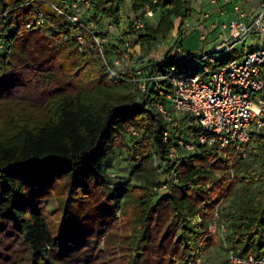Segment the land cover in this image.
<instances>
[{
    "label": "trees",
    "instance_id": "trees-1",
    "mask_svg": "<svg viewBox=\"0 0 264 264\" xmlns=\"http://www.w3.org/2000/svg\"><path fill=\"white\" fill-rule=\"evenodd\" d=\"M74 2L0 0V264H187L212 248L262 259L264 133L244 152L202 146L171 158L197 127L157 111L171 92L163 76L199 63L166 58L142 79L97 42L110 19L121 36L139 37L143 62L178 19L183 32L194 0H95L96 14L78 22ZM147 10L163 11L158 25L134 29L132 15ZM131 127L149 138L129 141ZM121 143L134 172L151 177L164 166L162 194L156 183L115 185L108 172ZM65 195L79 204L50 215L46 203ZM230 198L236 207L221 209Z\"/></svg>",
    "mask_w": 264,
    "mask_h": 264
},
{
    "label": "built area",
    "instance_id": "built-area-1",
    "mask_svg": "<svg viewBox=\"0 0 264 264\" xmlns=\"http://www.w3.org/2000/svg\"><path fill=\"white\" fill-rule=\"evenodd\" d=\"M152 17L153 11H148ZM248 18L242 14V19ZM74 22L80 20L78 14L71 17ZM264 19L263 11L256 22ZM236 28L235 37L247 31V26L239 20L232 21ZM95 26V23L93 22ZM78 41L83 45L84 37L77 34ZM103 44L104 39H98ZM231 45H226L213 54L195 55L177 47L176 53L189 63L196 61L203 64L199 71L184 72L177 66L171 68L169 75L163 78L170 80L171 92L164 101L155 104L157 111L165 122L171 124L177 120L193 119L197 129L189 134V139H180L170 149L171 158H180L187 153L195 152L204 147H216L220 151L235 146L244 152L250 148L255 134L264 133V49L249 52L243 59H231L225 65L218 66L220 53L229 52ZM116 64H122L116 60ZM146 90V82L142 85ZM133 135H140L135 128H129ZM167 143L171 142L170 133H165ZM216 218L219 214L216 213ZM218 229L217 222L211 225V231ZM225 230V227H223ZM231 264H264L253 256L241 258L234 254L229 256ZM199 259L196 263L201 264Z\"/></svg>",
    "mask_w": 264,
    "mask_h": 264
},
{
    "label": "rangeland",
    "instance_id": "rangeland-1",
    "mask_svg": "<svg viewBox=\"0 0 264 264\" xmlns=\"http://www.w3.org/2000/svg\"><path fill=\"white\" fill-rule=\"evenodd\" d=\"M197 17V15L195 16ZM133 19V27L134 29H140V28H146V27H152L156 23V15L154 14L152 17L148 15V10L144 11L137 15H132ZM196 19V18H195ZM192 20L190 23V26L186 30V35L182 39V43L184 45V51L193 53L195 55H203V53L206 49L207 44L212 40L203 41L202 40V32L199 30V28L195 25L196 20ZM95 27V26H93ZM114 34L107 33L105 34V49L113 50V57L115 60H120L121 63H123L122 58L123 57H117V56H125L126 58V65H132L134 69H136L137 74L144 78H149V73L151 71V68L153 66V63L159 62L160 57L158 54H154V56H149V58H145L143 62H140V58L142 56V50L141 52L136 50V45L138 44V40L135 42L133 39H139V37H131V36H121L120 32H117L116 30L113 31ZM112 39V40H108ZM114 39V40H113ZM108 41H113V44L108 45ZM256 41H253L252 39H247L244 43H238V50L248 52L251 48H255ZM117 46L118 48L114 47ZM2 50L4 51L3 45H1ZM136 48V49H135ZM117 52V53H116ZM120 52V54H118ZM239 54L236 52H233L231 54L232 57L238 58ZM131 56L133 57L132 61H130ZM121 65V64H120ZM203 64H195L190 67H183L180 66L182 71L184 72H194L199 71ZM195 124V123H194ZM196 125V124H195ZM130 131V130H128ZM131 133V132H130ZM129 132H127V139L131 141L133 138L137 141H142L144 138H149V133H141L139 136H132ZM135 162V156L131 151H129L127 148H125L124 143H121L116 148V154L114 156V162L113 167L109 170L108 175L112 178L115 185L120 184L122 186L124 185H154V187H157V191L162 194L165 191V188H160L161 182L165 179V168L164 166H161L160 163L158 165L159 169L157 171V174L151 177L144 176L142 174H139L137 172L133 171V165ZM117 195H119V192H116ZM122 203L124 202V199L120 200ZM236 200L233 198H230L226 200L222 206L221 209H224L225 207H236ZM79 204L78 200H71L67 195L65 196H54L52 199H50L46 203V210L47 212L52 216H59L60 219L66 214L70 213L77 205ZM104 242V239H103ZM103 244V243H102ZM228 261V264H231L229 261V254L225 249L221 248H212L210 251L206 254L205 258L203 259L201 264H222L223 262Z\"/></svg>",
    "mask_w": 264,
    "mask_h": 264
},
{
    "label": "crops",
    "instance_id": "crops-1",
    "mask_svg": "<svg viewBox=\"0 0 264 264\" xmlns=\"http://www.w3.org/2000/svg\"><path fill=\"white\" fill-rule=\"evenodd\" d=\"M263 4L264 0H194V14L192 18L186 21L185 28L181 32L183 36L180 41L178 42L181 34L179 29L182 25V20L178 19L172 34L166 39H160L149 52V56H154L155 53L158 54L160 57L159 62L166 58L181 60V57L176 53V49L179 47L184 50L182 39L186 35V30L190 26L191 21L196 18L195 25L202 32V40L208 41L212 39L207 44L206 49L203 50L205 51L203 54H213L226 45H231L232 49L229 52L220 53L219 60L243 59L251 51L264 49V19L260 21V26L256 22H251L258 19L263 11ZM73 6L81 18L91 17L96 14L95 0H75ZM154 14L157 19L155 25L152 27L158 25L163 16V11L158 10ZM242 14H245L248 18L241 20ZM196 15L197 17H195ZM234 20L244 22L247 26V31L242 33L238 38L234 36L236 28L232 27L231 24ZM91 25L93 26V23ZM100 27L106 34H114V30L120 32L110 19H103ZM247 39L256 41V49L251 48L248 52L238 50V43H244ZM133 40L135 42L138 40L137 49H135L138 50L139 47V51L141 52V40ZM108 43L113 44L114 42L108 41ZM233 52L238 53L240 57H232L231 54Z\"/></svg>",
    "mask_w": 264,
    "mask_h": 264
},
{
    "label": "water",
    "instance_id": "water-1",
    "mask_svg": "<svg viewBox=\"0 0 264 264\" xmlns=\"http://www.w3.org/2000/svg\"><path fill=\"white\" fill-rule=\"evenodd\" d=\"M141 103V99L138 101V104H140Z\"/></svg>",
    "mask_w": 264,
    "mask_h": 264
}]
</instances>
